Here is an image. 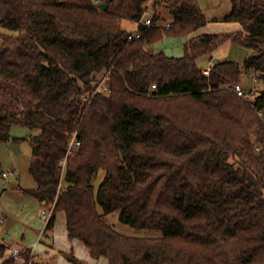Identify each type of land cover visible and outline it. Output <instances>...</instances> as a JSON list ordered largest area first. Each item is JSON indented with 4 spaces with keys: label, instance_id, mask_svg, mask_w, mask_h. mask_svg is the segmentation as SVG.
I'll list each match as a JSON object with an SVG mask.
<instances>
[{
    "label": "trees",
    "instance_id": "1",
    "mask_svg": "<svg viewBox=\"0 0 264 264\" xmlns=\"http://www.w3.org/2000/svg\"><path fill=\"white\" fill-rule=\"evenodd\" d=\"M149 1L0 0L1 26L13 32L0 34V143L16 125L40 131L31 139L37 188L24 192L50 205L46 231L64 212L69 238L97 260L264 264V88L252 99L233 90L244 72L264 85V0H230L222 22L243 29L192 36L179 57L152 47L210 18L198 0H157L152 27L130 42L125 24ZM227 43L252 55L205 76L199 61ZM105 71L110 94L84 105L82 85ZM75 132L82 145L63 168ZM7 251L0 244L1 264H57L53 254L41 263L31 249L20 259Z\"/></svg>",
    "mask_w": 264,
    "mask_h": 264
},
{
    "label": "rangeland",
    "instance_id": "2",
    "mask_svg": "<svg viewBox=\"0 0 264 264\" xmlns=\"http://www.w3.org/2000/svg\"><path fill=\"white\" fill-rule=\"evenodd\" d=\"M198 1L203 8L204 13L208 16L215 13L217 9H220V13H226L229 11L231 5L230 0ZM163 8L161 9L166 12V16L168 15L167 19H170L171 16L168 7L163 6ZM151 9L154 14V6H152ZM161 9L156 10V12ZM165 20L163 19V21ZM134 26L128 22L125 24L127 30L132 29ZM0 34H13V32L3 28L0 23ZM160 44L152 47V50L156 52L163 49L161 48L159 50L161 47ZM181 47H183L182 44ZM182 49H165V51L167 54L179 56L183 53ZM251 55L252 54L249 50L232 45L227 60L236 61L243 65L244 60ZM211 67H213V65ZM240 84H242L245 89L256 87V90L258 91L259 89L264 88V85L261 82L256 81L254 75L252 77L245 72L242 75ZM39 133V130H31L21 125H16L12 130L14 140L9 144L0 143V159L3 165L2 170L3 172L8 173L6 179L5 177H2V175L0 176V215H4L5 217L0 218V236L7 234L13 237V240L10 241L13 246L17 245V243H21L24 236L31 237L33 240L32 243H35L38 234L46 226L44 214L39 210V202L34 197L29 196L24 192V190H34L37 188V182L30 172L33 160L31 139ZM13 144L20 145V153H15L14 150L11 149L10 146ZM105 174V171L101 170L95 179L94 185L96 191L100 187ZM7 219L8 221L6 222ZM113 220H115L114 222H117L115 217L110 218V221ZM121 226V231L130 235H150V233L143 230L138 231L124 225ZM8 253H12L10 247L7 251V254Z\"/></svg>",
    "mask_w": 264,
    "mask_h": 264
},
{
    "label": "crops",
    "instance_id": "3",
    "mask_svg": "<svg viewBox=\"0 0 264 264\" xmlns=\"http://www.w3.org/2000/svg\"><path fill=\"white\" fill-rule=\"evenodd\" d=\"M154 3L155 1L153 2V5ZM230 8H231V5H230ZM163 9L158 11L162 19L164 20L166 19L165 21L162 20L161 23L164 25H168L171 22V18L167 19L168 15L166 16L165 14L166 12ZM219 11L220 9H217L216 12L213 13L212 15H209V16L207 15L210 18L209 23L205 27H202L195 33L189 35L188 37H185L182 39L166 38L160 44L161 47L159 48V50L161 48L163 49H161L160 51H165V49L166 50L179 49V48L182 49L184 48V44L190 37L196 36L199 34L229 33V32L240 31L243 29L242 25L239 23L222 22V18L225 16V14H227L230 11V9L226 13H220ZM134 29H135V26L132 29H130V31ZM181 44L183 47H181ZM231 47H232V44L227 43L224 46H222L220 49H218L215 53H213L212 56H207V57L202 58L199 61L200 67L202 69H206L208 67H211L214 64L213 62L215 60H218V62L227 60ZM182 55L183 53L179 56H182ZM251 76L253 77V74ZM38 204H39V210L42 211V214H44V212H51L50 205L48 206L46 203H41V202H39ZM3 217L4 215H0V218H3ZM7 221L8 219L6 220V222ZM4 236H9V235L7 234H4L3 236L1 235L0 244H5L8 247V249L10 247L12 251L11 253L12 255H13L14 250L31 249L35 260H38L41 263L45 261V258L47 256H50L53 254L57 256V264H72L66 257V254L74 253L77 258L89 264H108V261L106 259L97 260L93 258L91 255V251L85 246L83 241L79 239L69 238V233H68V228H67V219H66V214L64 212H60L57 215L54 228L51 231H46V226L43 230L40 231L35 243H32L33 240L31 237L24 236L23 241H21V243H17V245L13 246V244L10 243V241L13 240L12 239L13 237L10 236L11 239L8 240V239H5ZM11 254L8 253L6 256L10 257ZM1 263H2V260H0V264Z\"/></svg>",
    "mask_w": 264,
    "mask_h": 264
},
{
    "label": "built area",
    "instance_id": "4",
    "mask_svg": "<svg viewBox=\"0 0 264 264\" xmlns=\"http://www.w3.org/2000/svg\"><path fill=\"white\" fill-rule=\"evenodd\" d=\"M156 2L157 0H150L147 4L146 11L142 17V19L139 22L135 23V29L132 31H129L128 33V40L134 41L137 39H140L143 37V32L141 30V27H145L147 29H150L153 24V10L151 7L153 6V2ZM169 26V24L167 25ZM212 71V67H208L206 69H203V73L205 76L209 77ZM110 73L105 71L101 74H96L93 76V81L91 87H87L85 85H82V101L84 105H87L96 95L98 94H110ZM257 81V80H256ZM152 90L157 89V85H153ZM233 90L241 97L252 99L255 97L257 90L256 87H252L251 89H245V87L238 83L235 86H233ZM82 145L81 140L77 137V132L73 133L70 137L69 144L67 147V155L66 158L60 162V165L65 168L67 164V160L70 156H73L76 154V152L80 149ZM3 177L7 178L8 173L4 172ZM52 213L51 212H44V219L46 221V225L48 224ZM20 250H14L13 257L16 259H20Z\"/></svg>",
    "mask_w": 264,
    "mask_h": 264
},
{
    "label": "water",
    "instance_id": "5",
    "mask_svg": "<svg viewBox=\"0 0 264 264\" xmlns=\"http://www.w3.org/2000/svg\"><path fill=\"white\" fill-rule=\"evenodd\" d=\"M100 8L102 10H105L106 9V4L105 3L101 4L100 5ZM213 63L214 64H217L218 63V60H215ZM10 147H11V149L14 150L15 153H20L21 152V149H20V145L19 144H13ZM4 238L5 239H8V240L11 239L10 236H4Z\"/></svg>",
    "mask_w": 264,
    "mask_h": 264
}]
</instances>
